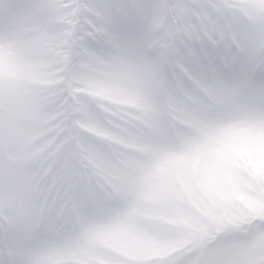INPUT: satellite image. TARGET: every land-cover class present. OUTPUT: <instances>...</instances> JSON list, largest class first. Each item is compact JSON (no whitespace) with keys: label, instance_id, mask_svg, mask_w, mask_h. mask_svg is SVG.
<instances>
[{"label":"clouds","instance_id":"1","mask_svg":"<svg viewBox=\"0 0 264 264\" xmlns=\"http://www.w3.org/2000/svg\"><path fill=\"white\" fill-rule=\"evenodd\" d=\"M0 264H264V0H0Z\"/></svg>","mask_w":264,"mask_h":264}]
</instances>
